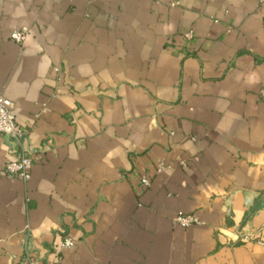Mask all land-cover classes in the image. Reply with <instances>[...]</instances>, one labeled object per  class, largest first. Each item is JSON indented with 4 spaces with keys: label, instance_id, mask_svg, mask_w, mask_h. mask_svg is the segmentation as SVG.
Wrapping results in <instances>:
<instances>
[{
    "label": "crops",
    "instance_id": "0c3cea01",
    "mask_svg": "<svg viewBox=\"0 0 264 264\" xmlns=\"http://www.w3.org/2000/svg\"><path fill=\"white\" fill-rule=\"evenodd\" d=\"M263 87L264 0H0V264H264Z\"/></svg>",
    "mask_w": 264,
    "mask_h": 264
},
{
    "label": "built area",
    "instance_id": "2783aa9c",
    "mask_svg": "<svg viewBox=\"0 0 264 264\" xmlns=\"http://www.w3.org/2000/svg\"><path fill=\"white\" fill-rule=\"evenodd\" d=\"M27 27L15 28L11 33V38L22 43L25 41L28 35ZM188 38L192 37V34H187ZM261 95L264 97V87L261 90ZM0 134L8 136L22 147V152L16 157L6 162L4 172L9 177H19L25 181L31 178V169L34 163V155L38 153L37 149L25 148L24 143L29 138V130L20 126L17 123L16 116L6 105L2 95H0ZM161 171V167L158 170ZM152 184L151 176H141L137 182V188L139 190L148 189ZM175 223L182 227H190L198 224L200 219L194 214H180L174 219ZM75 245V240L67 236L62 243L63 248H72ZM13 264H40L37 256V252L30 247H27L21 259Z\"/></svg>",
    "mask_w": 264,
    "mask_h": 264
},
{
    "label": "trees",
    "instance_id": "16d2710c",
    "mask_svg": "<svg viewBox=\"0 0 264 264\" xmlns=\"http://www.w3.org/2000/svg\"><path fill=\"white\" fill-rule=\"evenodd\" d=\"M260 204H261L260 200H257L253 210L258 209L260 207Z\"/></svg>",
    "mask_w": 264,
    "mask_h": 264
}]
</instances>
